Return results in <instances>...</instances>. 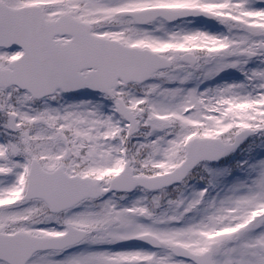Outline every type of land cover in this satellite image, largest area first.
<instances>
[{"label": "snow or ice", "instance_id": "1", "mask_svg": "<svg viewBox=\"0 0 264 264\" xmlns=\"http://www.w3.org/2000/svg\"><path fill=\"white\" fill-rule=\"evenodd\" d=\"M0 264H264V0H0Z\"/></svg>", "mask_w": 264, "mask_h": 264}]
</instances>
